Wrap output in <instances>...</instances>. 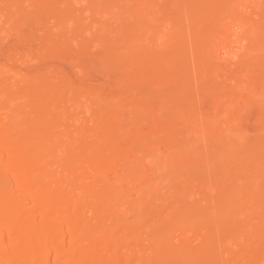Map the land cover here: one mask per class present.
<instances>
[{
    "label": "bare ground",
    "instance_id": "obj_1",
    "mask_svg": "<svg viewBox=\"0 0 264 264\" xmlns=\"http://www.w3.org/2000/svg\"><path fill=\"white\" fill-rule=\"evenodd\" d=\"M0 264H264V0H0Z\"/></svg>",
    "mask_w": 264,
    "mask_h": 264
}]
</instances>
